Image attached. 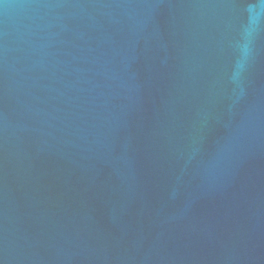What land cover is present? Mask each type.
I'll return each mask as SVG.
<instances>
[{
    "label": "water",
    "instance_id": "95a60500",
    "mask_svg": "<svg viewBox=\"0 0 264 264\" xmlns=\"http://www.w3.org/2000/svg\"><path fill=\"white\" fill-rule=\"evenodd\" d=\"M0 264H264V0H0Z\"/></svg>",
    "mask_w": 264,
    "mask_h": 264
}]
</instances>
